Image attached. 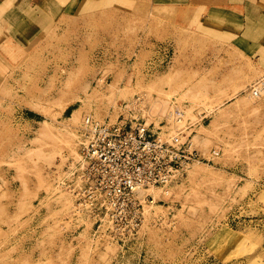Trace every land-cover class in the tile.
<instances>
[{"label":"rangeland","instance_id":"374dc122","mask_svg":"<svg viewBox=\"0 0 264 264\" xmlns=\"http://www.w3.org/2000/svg\"><path fill=\"white\" fill-rule=\"evenodd\" d=\"M29 2L35 32L0 34V264H264V71L168 1ZM86 117L198 158L96 222L64 185Z\"/></svg>","mask_w":264,"mask_h":264},{"label":"built area","instance_id":"2783aa9c","mask_svg":"<svg viewBox=\"0 0 264 264\" xmlns=\"http://www.w3.org/2000/svg\"><path fill=\"white\" fill-rule=\"evenodd\" d=\"M252 88L254 95L263 93L264 84ZM179 134L159 136L138 120L100 123L86 117L78 156L64 181L76 211L101 222V217L118 216L123 205L138 207L140 191L166 182L180 166L198 158Z\"/></svg>","mask_w":264,"mask_h":264},{"label":"crops","instance_id":"0c3cea01","mask_svg":"<svg viewBox=\"0 0 264 264\" xmlns=\"http://www.w3.org/2000/svg\"><path fill=\"white\" fill-rule=\"evenodd\" d=\"M46 1L49 2L44 0ZM163 1H168L172 8L186 14L180 17L178 23L192 27L195 36H203L209 41L221 40L222 49L241 57L242 64L245 62L246 66H252L250 69L243 65L242 73L251 71L259 76L260 71H264V0ZM30 9L29 0H0V34L11 39L19 38L14 33L21 31L19 24L22 23L30 25L31 29L25 32H35L37 20ZM8 32L11 34L8 35ZM11 44L15 46L14 43ZM241 79L243 81L244 77ZM255 79L247 78L242 85L255 83Z\"/></svg>","mask_w":264,"mask_h":264}]
</instances>
